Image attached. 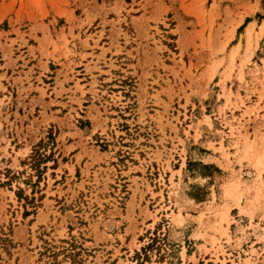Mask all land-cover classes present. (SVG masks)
Masks as SVG:
<instances>
[{
  "label": "rangeland",
  "instance_id": "374dc122",
  "mask_svg": "<svg viewBox=\"0 0 264 264\" xmlns=\"http://www.w3.org/2000/svg\"><path fill=\"white\" fill-rule=\"evenodd\" d=\"M0 264H264V0H0Z\"/></svg>",
  "mask_w": 264,
  "mask_h": 264
},
{
  "label": "trees",
  "instance_id": "16d2710c",
  "mask_svg": "<svg viewBox=\"0 0 264 264\" xmlns=\"http://www.w3.org/2000/svg\"><path fill=\"white\" fill-rule=\"evenodd\" d=\"M49 158L50 156L47 157L46 155L36 152L33 160L35 161L36 167H38L41 161L48 160ZM67 244H68L67 247H63L64 254H66L65 256L68 258H75L76 254L74 252L77 249V246L74 244V242ZM52 249H53L52 247H48V246L45 247V250L44 252L41 253V255L43 256L48 254L51 258H53L54 261H56L57 254L54 251H52ZM79 263H81V261Z\"/></svg>",
  "mask_w": 264,
  "mask_h": 264
}]
</instances>
